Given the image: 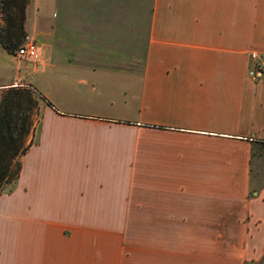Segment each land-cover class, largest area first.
<instances>
[{"label": "crops", "instance_id": "crops-1", "mask_svg": "<svg viewBox=\"0 0 264 264\" xmlns=\"http://www.w3.org/2000/svg\"><path fill=\"white\" fill-rule=\"evenodd\" d=\"M25 25L0 102L29 87L41 119L0 264H264V0H30Z\"/></svg>", "mask_w": 264, "mask_h": 264}, {"label": "trees", "instance_id": "trees-1", "mask_svg": "<svg viewBox=\"0 0 264 264\" xmlns=\"http://www.w3.org/2000/svg\"><path fill=\"white\" fill-rule=\"evenodd\" d=\"M29 0H0V42L11 52L25 34ZM38 100L29 87H11L0 102V196L13 189L21 173V159L35 143ZM13 187L6 191V187Z\"/></svg>", "mask_w": 264, "mask_h": 264}, {"label": "built area", "instance_id": "built-area-1", "mask_svg": "<svg viewBox=\"0 0 264 264\" xmlns=\"http://www.w3.org/2000/svg\"><path fill=\"white\" fill-rule=\"evenodd\" d=\"M17 56L28 61H36L39 56V44L35 37L28 35L24 43L18 48ZM252 63L249 66V74L254 79L264 76V54L257 51L250 52Z\"/></svg>", "mask_w": 264, "mask_h": 264}, {"label": "rangeland", "instance_id": "rangeland-1", "mask_svg": "<svg viewBox=\"0 0 264 264\" xmlns=\"http://www.w3.org/2000/svg\"><path fill=\"white\" fill-rule=\"evenodd\" d=\"M29 3H30V0H29ZM29 5V4H28ZM25 24H26V20H25ZM28 35H31V36H33V37H35L34 35H32L30 32H27L26 31V25H25V34L22 36V38H21V41L19 42V44L16 46V48L13 50V51H11V53L12 54H14V55H16L17 56V50H18V48L24 43V41H25V38H26V36H28ZM36 38V37H35ZM28 61V60H27ZM28 62H30V61H28ZM34 92V91H33ZM35 94V93H34ZM35 96H37V98H38V104L42 101V98L39 96V95H36L35 94ZM34 118H35V120L36 121H38L37 122V126L39 125V123H40V119H41V112H40V106H38V108H36L35 110H34ZM263 154H264V151H263ZM263 164H264V160H263ZM261 184V183H264V177L263 178H255L254 179V184ZM13 187V183L12 184H10V185H8L7 187H6V191H9L11 188Z\"/></svg>", "mask_w": 264, "mask_h": 264}, {"label": "water", "instance_id": "water-1", "mask_svg": "<svg viewBox=\"0 0 264 264\" xmlns=\"http://www.w3.org/2000/svg\"><path fill=\"white\" fill-rule=\"evenodd\" d=\"M23 64H26V60H23ZM31 65L33 64V63H30Z\"/></svg>", "mask_w": 264, "mask_h": 264}]
</instances>
